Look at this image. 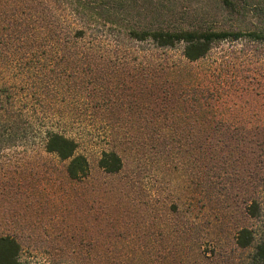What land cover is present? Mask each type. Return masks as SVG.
<instances>
[{
    "label": "rangeland",
    "instance_id": "rangeland-1",
    "mask_svg": "<svg viewBox=\"0 0 264 264\" xmlns=\"http://www.w3.org/2000/svg\"><path fill=\"white\" fill-rule=\"evenodd\" d=\"M133 6L137 20L177 28L252 26L214 0ZM65 15L57 0H0V91L16 109L60 100ZM117 49L93 59L91 97H64L67 132L90 161L86 180L70 181L66 164L41 155L34 133L28 145L0 146V237L18 239L24 264H249L236 238L262 225L246 208L264 204V45L226 41L196 64L148 44ZM109 122L119 127L114 143ZM111 148L125 163L117 175L99 168Z\"/></svg>",
    "mask_w": 264,
    "mask_h": 264
},
{
    "label": "trees",
    "instance_id": "trees-1",
    "mask_svg": "<svg viewBox=\"0 0 264 264\" xmlns=\"http://www.w3.org/2000/svg\"><path fill=\"white\" fill-rule=\"evenodd\" d=\"M57 1L65 7L68 33L66 81L60 77L54 79L56 90H63L60 100L56 98L51 105H40L39 108H29L25 102L22 108L16 109V102L3 100L0 91V146L28 145L34 133L41 155L54 156L66 164L68 179L76 183L90 176L91 166L86 155L81 153L78 138L68 134V118L62 108L66 95H71V100H78L88 92L91 97V91L96 89L97 84L100 85L95 73L99 65L93 60L98 54L103 51L113 54L115 47L136 54L135 51L141 52L140 45L148 44L150 53L176 52L182 60L196 64L226 41L244 39L264 45V0H214L231 15L249 16L252 26L246 31L177 28L168 21L165 24L155 23V19L141 22L133 15V4L137 0ZM89 75L93 78H89ZM30 114H33V118L30 117L32 121L28 118ZM109 126L111 142L114 143L119 139L116 138L119 127L114 122H109ZM151 141L162 144L164 140L154 137ZM199 145L202 152H208L210 140L201 138ZM124 164L123 157L116 149L102 151L99 168L105 173L120 174ZM261 191L264 193V179ZM246 213L251 220L262 225L259 230L242 228L238 232L236 245L249 253V264H264V204L252 200ZM22 250L15 236H1L0 264H24Z\"/></svg>",
    "mask_w": 264,
    "mask_h": 264
}]
</instances>
